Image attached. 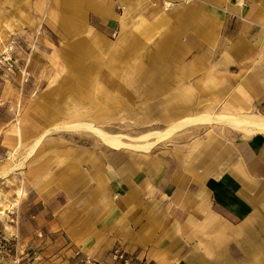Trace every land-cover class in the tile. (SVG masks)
<instances>
[{
    "label": "rangeland",
    "instance_id": "1",
    "mask_svg": "<svg viewBox=\"0 0 264 264\" xmlns=\"http://www.w3.org/2000/svg\"><path fill=\"white\" fill-rule=\"evenodd\" d=\"M89 1L106 15L82 9ZM167 1L0 0V48L13 38L30 56L26 82L0 79V264H98L65 249L66 240L45 227L51 214L43 197L62 171L72 169L71 148L108 146L73 122L89 121L123 141H140L132 137L177 117H162L172 102L194 104V114L247 113L235 105V89L225 86L218 45L208 40L192 51L184 47L189 34L198 38L208 25L199 9L204 5ZM193 4L196 13L182 21L178 8ZM198 123H209V132L221 124L180 125L160 145H171L181 127ZM155 146L115 149L147 153ZM254 235L216 241L220 253L209 257L215 264H247L252 247L264 245V233Z\"/></svg>",
    "mask_w": 264,
    "mask_h": 264
},
{
    "label": "crops",
    "instance_id": "2",
    "mask_svg": "<svg viewBox=\"0 0 264 264\" xmlns=\"http://www.w3.org/2000/svg\"><path fill=\"white\" fill-rule=\"evenodd\" d=\"M197 1L204 8L183 6L177 14L189 21L202 9L208 25L198 38L189 34L184 47L192 51L208 40L218 45L220 73L225 86L235 89V105L264 117V0ZM100 7L82 4L85 11L106 15ZM154 10L161 12V6ZM170 110L162 116H177L168 125L170 134L183 119L215 114H194L191 103L172 102ZM200 121L207 119L200 116ZM224 124L214 125L213 132L209 123L181 127L171 145L158 142L147 153L95 144L72 147V169L62 171L58 185L43 197L51 214L47 233H59L65 249L98 264H117L110 255L115 247L145 256L149 264H215L209 255L220 253L216 241L264 233V132L249 134ZM260 246L252 247L247 264H264Z\"/></svg>",
    "mask_w": 264,
    "mask_h": 264
},
{
    "label": "bare ground",
    "instance_id": "3",
    "mask_svg": "<svg viewBox=\"0 0 264 264\" xmlns=\"http://www.w3.org/2000/svg\"><path fill=\"white\" fill-rule=\"evenodd\" d=\"M88 8L91 10L95 9L93 6H89ZM100 9L101 7L99 8V10ZM203 117H206L207 121L209 122L226 123L232 127L238 128L239 131L243 130L249 134L255 131L264 132V117L255 115V114H247V113L241 114V113H232V112L231 113H215V114H205L204 113L203 115H201V119H203ZM193 120L200 121V117L186 118L180 121L179 124L183 125V124H188V122L192 123L194 122ZM71 125H76L77 127L79 126L81 128L83 127L90 128V131L94 135H98L102 139V141L109 147L112 146L114 148H120L124 146V147L144 149V150L145 149L147 150L153 145L157 144L158 142H161L164 139L169 138L171 135L170 133L172 129V125H170L163 129L162 128L155 129V130L148 131L146 133L143 132V134L141 135L132 137V139L140 140V141H130V140L123 141L121 136L110 134L106 132L105 130H102L101 128L95 126L92 122H89V121H79V122L75 121ZM43 135L44 133L41 134L37 140H35L36 141L35 144L38 143L37 141H39ZM35 144H33L31 152L33 148L35 147Z\"/></svg>",
    "mask_w": 264,
    "mask_h": 264
},
{
    "label": "built area",
    "instance_id": "4",
    "mask_svg": "<svg viewBox=\"0 0 264 264\" xmlns=\"http://www.w3.org/2000/svg\"><path fill=\"white\" fill-rule=\"evenodd\" d=\"M29 62V54H22L21 47L16 40L7 39L0 48V79L16 80L19 84L26 82L29 77ZM110 255L117 264H149L145 256L128 254L117 247ZM87 261H89L88 258Z\"/></svg>",
    "mask_w": 264,
    "mask_h": 264
}]
</instances>
